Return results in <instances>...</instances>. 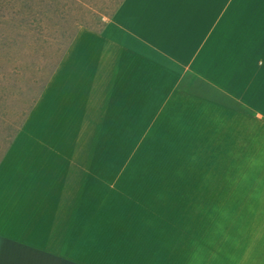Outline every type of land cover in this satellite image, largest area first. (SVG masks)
Wrapping results in <instances>:
<instances>
[{"label":"crops","instance_id":"obj_1","mask_svg":"<svg viewBox=\"0 0 264 264\" xmlns=\"http://www.w3.org/2000/svg\"><path fill=\"white\" fill-rule=\"evenodd\" d=\"M37 97L0 264H264V0H122Z\"/></svg>","mask_w":264,"mask_h":264},{"label":"rangeland","instance_id":"obj_2","mask_svg":"<svg viewBox=\"0 0 264 264\" xmlns=\"http://www.w3.org/2000/svg\"><path fill=\"white\" fill-rule=\"evenodd\" d=\"M122 0H0V159L81 27L100 29Z\"/></svg>","mask_w":264,"mask_h":264},{"label":"trees","instance_id":"obj_3","mask_svg":"<svg viewBox=\"0 0 264 264\" xmlns=\"http://www.w3.org/2000/svg\"><path fill=\"white\" fill-rule=\"evenodd\" d=\"M74 36H75V35H74ZM74 36H73V37H74ZM73 37L71 38V40H70L69 43L67 44L66 48H67V47L69 46V44L71 43ZM66 48H65V49H66ZM64 51H65V50H64ZM63 53H64V52H63ZM62 55H63V54H62ZM1 158H2V157H1Z\"/></svg>","mask_w":264,"mask_h":264}]
</instances>
